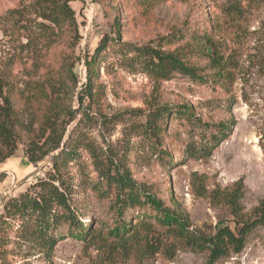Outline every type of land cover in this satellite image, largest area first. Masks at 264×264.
Wrapping results in <instances>:
<instances>
[{"label": "rangeland", "instance_id": "obj_1", "mask_svg": "<svg viewBox=\"0 0 264 264\" xmlns=\"http://www.w3.org/2000/svg\"><path fill=\"white\" fill-rule=\"evenodd\" d=\"M24 1L28 0H0V70L10 52L4 44L3 18ZM71 5L81 39L75 51L62 44L48 50L44 59L57 79L67 81L63 54L75 57L73 71L79 83L62 102L73 106L76 118L67 126L61 148L73 146L77 152L67 165L57 161L73 178L71 198L80 221L103 234L114 224V188L101 172L109 169L128 172L168 205L184 208L199 227L213 230L220 221L234 227L228 207L212 205L198 187L200 179L208 190L216 183L226 187L243 179L248 212L264 198V0H239L235 6L229 0H75ZM205 34L233 54L237 69L230 90L180 73L159 80L144 70L133 50L135 45L165 50L187 47L186 43ZM106 36L110 40L98 52L100 91L88 107L87 99L81 104L78 98L86 81V57ZM188 56L192 62H207L193 52ZM25 73L22 63L10 76L17 90L26 87ZM25 97L19 95L15 107L22 120L38 127L44 106L39 99L26 102ZM185 103L193 107L200 124L174 112L160 140L148 133L147 115L154 105L174 110ZM227 121L231 123L227 137L210 157L188 152L190 145L199 149L219 123ZM28 143V134L19 130L14 154L0 160V264H206V253L185 249L171 258L163 252L127 254L109 246L112 239L108 244H87L71 237L67 224L48 233L56 239L52 249L42 245L34 219L5 217L10 200L33 194L39 190V180L55 174L53 161L59 151L32 162L26 156ZM156 227L163 232L162 226ZM216 264H264V228L250 235L241 252Z\"/></svg>", "mask_w": 264, "mask_h": 264}, {"label": "trees", "instance_id": "obj_2", "mask_svg": "<svg viewBox=\"0 0 264 264\" xmlns=\"http://www.w3.org/2000/svg\"><path fill=\"white\" fill-rule=\"evenodd\" d=\"M75 0H28L9 9L3 18V36L5 47L10 52L6 57L5 67L0 70V160L14 154L17 132L24 131L29 136L26 156L37 162L51 152L59 151L53 161L55 174L37 182L39 190L33 194L23 193L18 199L10 200L6 205L5 217L19 216L23 220L34 219L41 244L52 249L56 239L48 235L61 224L69 226L71 237L79 238L87 244H108L124 253L141 251L146 255L165 253L173 258L180 249L195 253H206V264H216L220 259L233 253L241 252L250 235L259 228H264V198L252 208L246 210L244 198L246 185L243 179L233 185L223 187L216 183L208 190L204 179H200L199 189L207 195L214 206L228 207L233 216L234 227L220 221L213 228L199 227L192 222L190 213L184 208L168 205L156 193L138 184L128 172L115 173L105 170L103 176L109 186L114 188L115 221L108 228V233L85 225L80 221L79 210L72 201L73 178L67 169L58 165L57 159L67 163L76 157V150L62 147L67 126L76 118L70 104L66 106L62 99L74 93L79 79L73 71L75 57L63 54L67 81L57 79L54 69L46 65V56L64 44L75 51L80 39V29L76 12L71 5ZM146 3L152 0H143ZM234 6L239 0H229ZM117 24V23H116ZM116 32L120 36L119 29ZM106 36L100 41L91 55L86 57V81L81 84L78 98L81 104L88 100L92 106L100 91L99 72L97 69L98 52L109 41ZM175 49H162L135 45L134 51L140 56L144 70L159 80H167L174 73L203 82L221 85L230 90L234 83L237 63L232 53H228L223 44L214 37H204ZM104 48V47H103ZM193 52L196 56H205L206 64L191 61L187 57ZM28 62V65H26ZM23 63L28 80L24 89L14 86L10 77L17 65ZM40 73V74H39ZM40 76V77H37ZM26 94V102L38 100L44 106L42 120L38 127L22 120L21 111L15 107V99ZM184 116L200 124L193 107L188 103L175 107L154 105L147 115L148 133L160 140L161 134L172 113ZM31 124V125H30ZM35 127V128H34ZM215 133L199 149L190 145L188 152L193 156L210 157L213 151L225 140L230 122H220ZM167 154V151H166ZM131 214L132 217H128ZM164 228L163 232L156 225Z\"/></svg>", "mask_w": 264, "mask_h": 264}]
</instances>
